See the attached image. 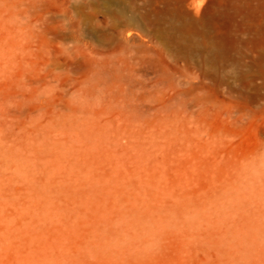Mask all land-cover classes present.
<instances>
[{"label":"rangeland","instance_id":"1","mask_svg":"<svg viewBox=\"0 0 264 264\" xmlns=\"http://www.w3.org/2000/svg\"><path fill=\"white\" fill-rule=\"evenodd\" d=\"M0 264H264V0H0Z\"/></svg>","mask_w":264,"mask_h":264}]
</instances>
